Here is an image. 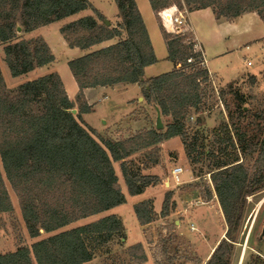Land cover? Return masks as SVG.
<instances>
[{"label": "trees", "instance_id": "obj_1", "mask_svg": "<svg viewBox=\"0 0 264 264\" xmlns=\"http://www.w3.org/2000/svg\"><path fill=\"white\" fill-rule=\"evenodd\" d=\"M20 2L22 21L30 30L90 7L92 15L60 28L70 47L88 48L112 38L117 41L67 62L79 89L76 107L55 72L24 81L15 89L6 88L0 78V164L4 173L0 170V213L12 210L6 179L18 197L28 235L37 237L41 229L47 234L30 246L19 245L0 253V264H89L100 245L108 244L114 235L123 236L122 219L111 213L61 228L126 202L115 163L129 195L140 194L159 181L157 175L141 173L129 157L147 151V158L156 163L153 154L157 144L185 134L186 121L196 111L204 113L201 106L206 90L201 84L209 80V72L200 67L201 55L192 43L161 25L167 58L176 66L146 77L144 67L157 58L135 0H115L123 17L115 26L99 24L105 17L88 0H0V41L6 43L4 60L13 77L54 60L42 37L16 36L11 17ZM182 3L189 12L212 7L217 18L232 19L245 11H256L264 21V0H149L155 15L172 5L181 8ZM116 83H137L145 101L153 108L158 106L161 117L171 121L162 129L151 126L122 139L98 133L82 118L92 110L83 90ZM223 95L220 90L216 97ZM73 108L76 113L71 112ZM189 109L195 112L190 114ZM197 121L202 122L201 116L193 123ZM261 132V139L250 141L244 131L233 133L228 126L223 132L216 130L224 152L213 160L214 169L209 173L227 228L203 264L230 263L235 245L232 231L239 225L246 197L264 188V123L258 134ZM241 152L245 156L257 152L250 170L240 161ZM170 196V191L165 192L160 210L163 217L168 215ZM152 204L151 199H145L133 205L139 224L152 221ZM129 251L137 262L147 260L142 243L130 246ZM162 253H166L164 248ZM252 264H264V258L257 254Z\"/></svg>", "mask_w": 264, "mask_h": 264}, {"label": "rangeland", "instance_id": "obj_2", "mask_svg": "<svg viewBox=\"0 0 264 264\" xmlns=\"http://www.w3.org/2000/svg\"><path fill=\"white\" fill-rule=\"evenodd\" d=\"M88 1L92 7L107 16L106 18L103 15L109 21L108 26H115L121 22L123 17L122 15L119 16V13L116 16L117 19H113L112 23L108 19L114 18L117 12L115 0ZM20 6L21 2L11 20L16 25V36L26 38L22 31ZM182 6L186 7L184 3H182ZM86 13L92 15L94 12L88 7ZM145 16L146 20L149 21L146 14ZM156 16L161 26L159 16L157 14ZM98 23L102 24L104 20H98ZM18 26H20L19 30H17ZM252 34L255 40L251 42H244L245 40L234 42L229 51L224 53L220 59L210 62L209 66L213 70L219 71L217 75L221 81L209 73V80L201 84V87H205L206 90V96L201 106L204 113L189 109L190 114L195 112V115L186 121L185 134L181 137L178 136L183 148L180 142L175 140L170 141L168 147H173L176 151H162V148L158 147V150L153 154L157 159L156 163H152L147 158L149 155V153H146L147 151H139L129 157V160L135 167L140 169L141 173L151 167L156 168L159 173V181L145 187L142 193L154 185H158L164 195L165 192L170 191L168 215L166 217L160 215L161 207H157V203L161 195L158 194L156 195L157 208L153 203V219L148 224L138 225L135 221L136 217L133 214V209H131V203L134 199L131 201L129 199V202L123 206L119 205L106 213L82 218L61 228L68 229L82 225L110 213H114L122 219L124 224L123 236L114 235L108 244L100 245L96 249V256L90 264H157V262L162 264H203L208 258L209 249L216 239L221 234L224 235L221 238L225 237L224 233L227 225L209 171L214 169L213 160L216 156H218L217 158L222 157L224 152V143L219 141L216 133L217 129L223 132L224 127L228 126L233 133L244 131L250 141L262 138V132L261 134H258V132L264 123V39H261L264 34V25L259 24L256 26ZM152 37L156 51L160 55V47L156 43L153 32ZM5 44V42L0 41V78L6 88L15 89L20 83L42 75L43 71L35 68L25 74L11 76L4 60L3 47ZM204 49H209L206 44ZM208 55L207 51V57ZM246 61H250V64L248 65ZM166 64H169V61L161 58L156 68L164 71L166 68L163 66ZM200 67L206 68L202 64H200ZM239 75L240 77L236 78ZM66 88H69L68 85H66ZM220 90H223L224 95L218 99L216 95L220 93ZM133 97H135V91H132V89L121 96H113V93H109L106 100L98 103V109L100 110L104 105L116 104L114 110L112 109L114 117L111 116L109 121H104V127L99 128V131L95 130L102 135L122 139L139 131H144L148 127H154L155 110L145 99H141L139 102L132 100V107L128 106L127 110H124L123 103L120 102ZM75 99L76 97L72 101L75 102ZM76 105L75 102V107ZM197 115L201 116L202 122L193 123ZM161 118L163 127L164 124L171 121L170 117L162 116ZM96 119L97 114L87 117L88 121L94 123H97ZM114 120L116 122L112 127H109ZM202 150L209 153L205 155ZM256 155L257 152L251 156H245L241 152L239 159L243 166L250 170ZM175 165L183 167L181 180L187 176V182L172 183L171 168ZM0 170H2L1 164ZM115 170L119 176L120 186L122 188L126 187L117 163H115ZM169 181L170 184H168ZM5 185L12 203V210L0 213V253L14 250L19 245L30 246L32 242L47 235L41 231L37 237L28 235L18 197L6 179ZM151 200L153 201V199ZM191 223L195 225L196 229H190ZM263 225L264 188L246 197L239 225L232 231L235 245L229 264H252V260L257 254L264 258V236L260 237ZM141 240L143 242L140 243L143 244L147 255V260L142 263L137 262L129 254V247ZM163 248L165 254L162 253ZM169 258L173 259L169 261Z\"/></svg>", "mask_w": 264, "mask_h": 264}, {"label": "crops", "instance_id": "obj_3", "mask_svg": "<svg viewBox=\"0 0 264 264\" xmlns=\"http://www.w3.org/2000/svg\"><path fill=\"white\" fill-rule=\"evenodd\" d=\"M135 2L141 13L143 22L147 29V32H148V35H149V38H150V41H151V44L154 50V53L157 58V61L155 63H152L144 67V75L146 77H150V76H155L163 72L172 70L173 68H175L176 65L167 58V48H166V45H165V42L162 36V32L160 30V23L154 11L151 9L149 0H135ZM86 11L87 9H84L80 12L69 15L57 21H53L51 23L40 26L33 30H30L28 28L24 20L22 21V25H23L22 31L24 35L26 36V38H33V37H38V36L42 37L45 40V42L48 44L54 56L53 61H51L50 63L42 67H37V69H40V71H43L42 75L49 73V72H53V71L57 72L60 78L62 79V82L65 85L66 93L70 100H74L79 89H78L76 81L74 80V77L72 76L70 72L67 62L71 59L84 55L89 51L96 50L98 48L104 47L106 45L112 44L117 41V38H112L109 40L102 41L101 43L92 45L88 48H80L76 46L70 47L67 44V42L64 40L63 36L61 35L60 28L63 25L69 22H72L80 17L90 15V13H86ZM99 12L107 18V16L103 12L101 11ZM117 14H118V9L114 15V18H108L111 20V23L113 19H117L116 17ZM145 14L147 15L149 21L146 20ZM188 20L192 27L193 36L202 48L203 56L205 60V63H204L205 67L207 68L210 74H212L215 78H217L220 81L221 79L217 75L219 71L213 70L209 66L210 62L220 59V57L224 53L229 51V48L232 47V44L234 42H237V41L242 42L243 40H245L244 42H251L252 40H255L254 39L255 37L252 34L254 32V28L258 26L259 24L264 25V21L258 16L256 11H245L232 19H227L224 17L217 18L213 13L212 7L191 10L190 12H188ZM151 30L153 34L155 35L156 43L160 47L159 48L161 52L160 55L156 51L155 42L152 37ZM263 35L261 36V39H264ZM205 44L209 48L208 50L204 49ZM207 51L209 54L208 57H207ZM205 52H206V56H205ZM161 58L164 59L165 61H169V64H166L165 66H163L166 68V70L164 71H161V69L156 68L157 63ZM238 77H240V75L236 76V78ZM66 85H68L69 87L68 89L66 88ZM129 89H132V91H135V97L131 99L122 100L120 102V103H123L124 110L125 109L127 110L128 106L132 107V103H133L132 100H136L139 102L141 99H144L142 95L141 87L137 83H116L113 85L85 88L83 90V94L87 101V104L91 106L92 110L90 112L82 114L84 121L90 127L99 131V128L104 127L103 125L104 121L106 120L109 121L111 116L114 117L113 108L116 106V104L115 105H104L99 110L98 103H101L104 100H106L108 98L109 93H113V96H121L125 92H127ZM92 114H97V119H96L97 123L87 120V117ZM115 122L116 120L110 123L109 127H112ZM173 140H175L176 142L179 141L181 147L183 148L180 138L178 136H174V137H171L169 139H166L160 142L159 144H157V147L162 148V151H165V150L176 151L175 149H173V147H168V145H170L169 144L170 141H173ZM143 173L148 174V175H157V176L159 175L155 167L146 169L145 171H143ZM180 178H181V175H180ZM182 181L183 183L187 182L188 181L187 176H185V178ZM170 183L171 182L169 181L168 184ZM123 190L126 196L125 203H128L129 199L130 201L134 199L131 203L132 204L131 209H133V205L135 203L145 200V199H149V198L153 199L155 208L162 207V203L164 199V192L162 193L158 185H154L153 187L151 186L144 193H140L136 195H129L127 193L126 187H124ZM158 194H160L161 196L159 197V200L157 203L158 206L156 207V202H157L156 195ZM125 203L121 205L123 206L125 205ZM133 214H134V211H133ZM135 221L139 225V222L137 221V219ZM222 236L224 235L221 234L220 237H218V239H216L214 244L210 247L207 257L209 256L210 252L213 250V248L215 247V245L221 239ZM138 242H143V240L138 241Z\"/></svg>", "mask_w": 264, "mask_h": 264}, {"label": "built area", "instance_id": "obj_4", "mask_svg": "<svg viewBox=\"0 0 264 264\" xmlns=\"http://www.w3.org/2000/svg\"><path fill=\"white\" fill-rule=\"evenodd\" d=\"M188 12L189 11L184 6L180 8L176 5H172L160 10L158 12V16L161 25L165 28L166 31L175 34H182L185 38V41L192 43L193 49L195 51H198L201 55V64L205 66L203 51L201 46L193 36L192 27L188 20ZM246 63L249 65L250 61H246ZM182 173L183 167L181 165H175L171 168V178L174 184H179L182 182L180 178V175ZM189 227L191 230L195 229L193 223H191Z\"/></svg>", "mask_w": 264, "mask_h": 264}, {"label": "water", "instance_id": "obj_5", "mask_svg": "<svg viewBox=\"0 0 264 264\" xmlns=\"http://www.w3.org/2000/svg\"><path fill=\"white\" fill-rule=\"evenodd\" d=\"M104 23L106 25H109V21L107 19H104ZM19 29H20V26L17 27V30H19ZM154 110H155V128L156 129H162L163 128V122H162V118H161L160 109L158 108V106L154 105ZM71 112L76 113V109L75 108L71 109ZM40 231L43 232L42 229ZM263 236H264V225L262 227L260 237L262 238Z\"/></svg>", "mask_w": 264, "mask_h": 264}]
</instances>
